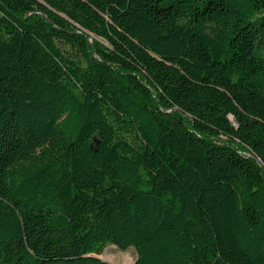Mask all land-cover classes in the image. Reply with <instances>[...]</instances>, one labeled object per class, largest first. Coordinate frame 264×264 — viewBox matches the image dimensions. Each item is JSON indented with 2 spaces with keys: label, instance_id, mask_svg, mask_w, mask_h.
Listing matches in <instances>:
<instances>
[{
  "label": "trees",
  "instance_id": "trees-1",
  "mask_svg": "<svg viewBox=\"0 0 264 264\" xmlns=\"http://www.w3.org/2000/svg\"><path fill=\"white\" fill-rule=\"evenodd\" d=\"M264 264V0H0V264Z\"/></svg>",
  "mask_w": 264,
  "mask_h": 264
},
{
  "label": "rangeland",
  "instance_id": "rangeland-1",
  "mask_svg": "<svg viewBox=\"0 0 264 264\" xmlns=\"http://www.w3.org/2000/svg\"><path fill=\"white\" fill-rule=\"evenodd\" d=\"M97 257L109 264H133L136 259V253L132 247L123 251L114 245H109Z\"/></svg>",
  "mask_w": 264,
  "mask_h": 264
},
{
  "label": "water",
  "instance_id": "water-1",
  "mask_svg": "<svg viewBox=\"0 0 264 264\" xmlns=\"http://www.w3.org/2000/svg\"><path fill=\"white\" fill-rule=\"evenodd\" d=\"M98 259H100V260H102L101 258H99V257H97ZM102 261H104V260H102ZM105 262V261H104Z\"/></svg>",
  "mask_w": 264,
  "mask_h": 264
}]
</instances>
